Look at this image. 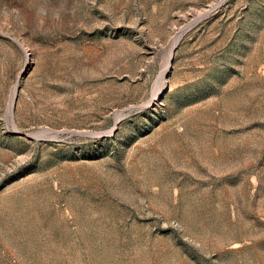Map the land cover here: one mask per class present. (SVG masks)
Wrapping results in <instances>:
<instances>
[{
	"label": "rangeland",
	"instance_id": "374dc122",
	"mask_svg": "<svg viewBox=\"0 0 264 264\" xmlns=\"http://www.w3.org/2000/svg\"><path fill=\"white\" fill-rule=\"evenodd\" d=\"M0 264H264V0H0Z\"/></svg>",
	"mask_w": 264,
	"mask_h": 264
},
{
	"label": "bare ground",
	"instance_id": "6f19581e",
	"mask_svg": "<svg viewBox=\"0 0 264 264\" xmlns=\"http://www.w3.org/2000/svg\"><path fill=\"white\" fill-rule=\"evenodd\" d=\"M170 57H171V56H170ZM171 58H172V57H171ZM167 63H168V62H167ZM170 66H171V65H170ZM169 69H170V68H169ZM160 81H161V80H160ZM16 91H17V90H16ZM13 94H14V93H13ZM12 101H13V100H12ZM9 110H10V109H9ZM12 111H13V110L11 109V113H12ZM9 115H10V112H9Z\"/></svg>",
	"mask_w": 264,
	"mask_h": 264
}]
</instances>
